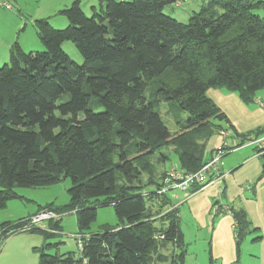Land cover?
Masks as SVG:
<instances>
[{
  "label": "trees",
  "instance_id": "16d2710c",
  "mask_svg": "<svg viewBox=\"0 0 264 264\" xmlns=\"http://www.w3.org/2000/svg\"><path fill=\"white\" fill-rule=\"evenodd\" d=\"M99 1L89 15L79 0L59 9L56 15L68 24L63 28H54L47 17L34 19L41 51H25L17 41L9 46V60L0 66V209L18 197L15 187L68 178L69 203L38 205L33 214L75 211L79 256L49 253L45 249L58 243H44L33 247L38 264H184L187 248L175 200L155 192L166 171L154 179L151 157L172 145L182 172L198 170L213 153L204 158L198 138L210 126L229 122L206 95L208 88L235 91L245 103L264 88V16L256 12L264 1L207 0L187 23L163 12L176 0ZM67 40L81 63L63 50ZM152 79L157 86L146 96ZM160 102L177 103L188 113L182 132L170 133L159 116ZM143 172L153 179L147 191L134 187ZM201 187L194 183L188 191ZM107 205L118 223L84 234L97 207ZM211 207L212 219L232 216L239 250L251 227L245 210L218 200ZM29 217L0 223V242ZM58 217L48 221L49 229L26 232L56 237ZM167 244L174 250L164 255ZM208 264H214L211 255Z\"/></svg>",
  "mask_w": 264,
  "mask_h": 264
},
{
  "label": "rangeland",
  "instance_id": "374dc122",
  "mask_svg": "<svg viewBox=\"0 0 264 264\" xmlns=\"http://www.w3.org/2000/svg\"><path fill=\"white\" fill-rule=\"evenodd\" d=\"M10 8H6L0 5V66L5 62H8L9 58V44L10 42L17 41V43L24 46L25 51L35 50L41 51L44 49L40 40L38 39L36 29L33 26V20L36 18H43L45 14H49L53 11L56 0H4ZM207 0H176L171 5H166L163 8V12L167 15L172 16L176 20L182 23H187L189 17L193 13L199 12ZM264 1V0H262ZM72 0H66V4L70 5ZM92 0H82L80 2L83 11L86 15L90 14V6ZM96 6L97 2L94 1ZM66 5V6H67ZM63 8V7H62ZM256 12L260 16H264V9H257ZM58 18L65 19L63 16L58 15ZM53 21V20H52ZM51 23V22H50ZM52 25V24H51ZM68 24L61 26L54 23V28H63ZM26 41L29 45H26ZM38 41L41 46L36 49L33 48L35 42ZM25 44V45H24ZM30 46V47H29ZM32 47V48H31ZM63 50L69 55L74 62L81 63L82 56L75 47L72 41L67 40L62 44ZM157 86V80L152 79L147 85L145 95L148 96L150 93H154L155 87ZM159 116L163 119L168 127L170 133H178L183 131V126L188 117V113L181 110L177 103L174 102H160L158 104ZM223 133V132H222ZM246 143V139H245ZM254 146V145H253ZM255 147V146H254ZM257 149V148H256ZM175 149L172 145L162 147L152 157L151 162L153 167L159 169L166 168L170 170L172 166L177 167L178 156L173 152ZM210 149H208L209 152ZM206 152V153H208ZM164 154L167 156L163 163L160 162V155ZM222 157V156H221ZM115 160L116 157H115ZM157 168V171H158ZM154 169L153 178H158L160 171L157 172ZM165 172V171H164ZM144 178L141 176L135 181L136 188L140 187L141 190L147 191L151 189L152 182L148 180V173ZM138 185V187H137ZM70 186L68 178L61 181V183L53 184L45 187H15L14 192L18 197L11 199L7 202L6 207L0 209V223L4 221H13L21 216H26L32 212H36L38 205L46 206L53 204L55 206H63L69 203L70 198L67 193V188ZM182 193V192H180ZM170 195V193H169ZM188 198L189 195H185ZM173 199L175 197H172ZM184 198V199H185ZM175 200V199H174ZM177 200L174 201L173 205L176 208V215L178 214ZM182 210V218L179 226L183 233L184 241L186 243L187 252L185 253V264H208V254L211 252V245L209 242V235L205 228H201L202 223L194 214H191L187 209V204L183 203L180 206ZM58 215V214H57ZM112 205L98 206L96 210V218L89 226L88 230L83 232H97L104 225H116L118 219ZM75 211H69L63 216L62 222V235L60 237H49L44 238L43 235L32 232H17L12 234L8 232V238L3 242H0V264H38V254L33 250L35 246H41L46 243H56L58 246L49 247L45 251L54 253L58 251L63 254L73 252L75 257L79 256V248L77 245V239H81L78 236V224ZM158 224V221L157 223ZM44 228V226H42ZM46 225V229H47ZM79 237V238H78ZM61 240V242H60ZM43 242V244H42ZM41 244V245H40ZM165 251H168L166 248ZM235 264H260L256 255L247 253L243 255L242 261L240 260Z\"/></svg>",
  "mask_w": 264,
  "mask_h": 264
},
{
  "label": "crops",
  "instance_id": "0c3cea01",
  "mask_svg": "<svg viewBox=\"0 0 264 264\" xmlns=\"http://www.w3.org/2000/svg\"><path fill=\"white\" fill-rule=\"evenodd\" d=\"M81 1L79 0V2ZM92 1L91 5L94 7H97L94 5V1L98 4L100 3L99 0ZM66 5V0H56L53 11L45 14L43 17L49 18L48 20L52 25L54 23L61 26L65 25L67 20L58 18L56 13ZM11 44L12 42L9 45ZM26 45H29L27 41ZM19 46L22 49L24 48L20 43ZM40 46L41 44L36 41L33 48L38 49ZM206 95L219 107L221 112L223 111L229 120L221 128L214 125L210 126L205 131L206 133L203 132L200 136L201 138L197 140L203 144L202 152L206 159L210 157L211 151L217 147L224 149L223 155L219 160L221 179L217 183L201 187L200 190L189 194L188 198L184 197L185 194L182 191H173L176 194L174 199L177 200L175 204L178 205L177 216L179 217V223L183 215L180 206L186 203L189 212L201 220V228L207 230L211 245V252H209L208 258L211 255L214 264H235L239 260L241 262L243 255L247 253L256 255L260 264H264V172L262 170L264 151L261 150L260 152L253 145L245 143V139L243 138V135L254 133L256 130L264 127V108L255 102L256 98L264 99V88L258 90L253 95V99L248 103L240 100L241 98L237 92L220 87L208 88ZM208 149H210L209 152ZM166 158V155L161 154L159 163H163ZM157 168L153 169L157 171ZM177 168L179 167L177 166ZM158 171H160L159 177L163 171H166V168H158ZM143 175L144 178L147 176L144 172L141 176L143 177ZM147 178H149V175ZM252 183L254 184L253 194L250 191ZM221 190H224L223 196H220ZM213 200H218L219 203L225 205L234 204L245 210V214L251 222V227L245 238H243L244 240L239 250L235 245L232 216L228 213H223L212 219L211 204ZM31 214L21 216L20 218L29 217ZM63 216L64 214L58 217L61 229L56 232V237L62 235L61 221L63 220ZM253 228H257V230L253 231ZM257 235L260 238L253 241V237ZM165 248L168 251H165ZM173 250L174 248L170 244H167L161 249V252L165 255ZM79 264L86 263L85 261H81Z\"/></svg>",
  "mask_w": 264,
  "mask_h": 264
},
{
  "label": "built area",
  "instance_id": "2783aa9c",
  "mask_svg": "<svg viewBox=\"0 0 264 264\" xmlns=\"http://www.w3.org/2000/svg\"><path fill=\"white\" fill-rule=\"evenodd\" d=\"M0 5L10 8V5L4 1L0 0ZM255 102L264 108V99L256 98ZM247 144L254 145L258 151H264V131L259 135H252L246 139ZM223 148L217 147L212 151L211 157L206 160L202 166L194 171L184 173L177 167H171L170 170H167L165 176L162 178L160 187L155 191L159 195L170 193L171 197H175L176 194L173 191H182L185 195H189L188 191L190 186L194 183H198L202 187L217 183L221 179V173L219 168V160L223 155ZM58 215L48 209L40 210L39 212L31 215L27 220H24L16 228L8 229V232H22L31 229L32 227H39L46 229L48 226V221L57 218ZM47 229H49L47 227ZM158 238H163V235H157ZM79 238V237H78ZM82 240L77 239V245L81 249Z\"/></svg>",
  "mask_w": 264,
  "mask_h": 264
}]
</instances>
